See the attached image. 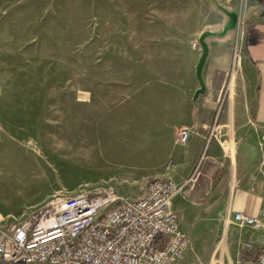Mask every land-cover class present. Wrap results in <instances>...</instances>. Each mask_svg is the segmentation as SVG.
<instances>
[{
	"label": "rangeland",
	"instance_id": "374dc122",
	"mask_svg": "<svg viewBox=\"0 0 264 264\" xmlns=\"http://www.w3.org/2000/svg\"><path fill=\"white\" fill-rule=\"evenodd\" d=\"M222 19L212 0H0V227L86 187L142 197L167 160V76ZM196 211L177 213L179 264H210L219 239Z\"/></svg>",
	"mask_w": 264,
	"mask_h": 264
},
{
	"label": "crops",
	"instance_id": "0c3cea01",
	"mask_svg": "<svg viewBox=\"0 0 264 264\" xmlns=\"http://www.w3.org/2000/svg\"><path fill=\"white\" fill-rule=\"evenodd\" d=\"M212 1L244 20L240 60L235 65L237 30L208 37L209 55L202 72L205 93L195 98L201 88L196 68L202 49L192 45L204 32L223 31L228 18L216 7L223 15L220 28L201 30L194 42L185 39L179 53L185 67L167 76L171 89L164 113L173 128L167 160L154 176L166 175L172 159L177 167L168 174L178 184L193 179L174 199L173 208L188 217L200 208L202 221H214L220 240L209 255L210 264L221 243L231 256L229 227L239 233L235 226H227L234 213L259 216L264 211V0ZM182 128L190 130L183 146L174 142Z\"/></svg>",
	"mask_w": 264,
	"mask_h": 264
},
{
	"label": "built area",
	"instance_id": "2783aa9c",
	"mask_svg": "<svg viewBox=\"0 0 264 264\" xmlns=\"http://www.w3.org/2000/svg\"><path fill=\"white\" fill-rule=\"evenodd\" d=\"M243 27L240 17L235 65ZM192 46L201 49L198 42ZM189 137L190 130L182 128L174 142L183 146ZM176 167L170 159L166 170ZM168 173L154 177L136 199L112 184L86 187L73 196L53 195L11 228L0 227V264H178L190 239L173 201L193 179L181 185ZM231 225L240 235L237 260L220 245L214 264H264V211L259 216L236 212L228 219Z\"/></svg>",
	"mask_w": 264,
	"mask_h": 264
},
{
	"label": "water",
	"instance_id": "95a60500",
	"mask_svg": "<svg viewBox=\"0 0 264 264\" xmlns=\"http://www.w3.org/2000/svg\"><path fill=\"white\" fill-rule=\"evenodd\" d=\"M216 7L227 16L228 20L221 33H214L211 31H207L204 32L199 39V43L202 49V54L196 68V76L201 85V88L195 94V98H198L201 94L205 93V84L202 78V72L209 55V47L206 42V39L211 36H225L228 32L236 31L240 20V14L238 12L229 11L226 8L220 6L219 4H216Z\"/></svg>",
	"mask_w": 264,
	"mask_h": 264
}]
</instances>
